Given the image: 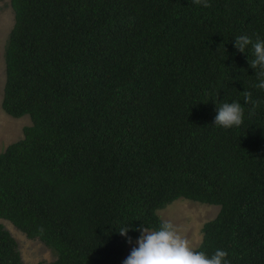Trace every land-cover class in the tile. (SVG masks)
Instances as JSON below:
<instances>
[{
  "label": "trees",
  "instance_id": "1",
  "mask_svg": "<svg viewBox=\"0 0 264 264\" xmlns=\"http://www.w3.org/2000/svg\"><path fill=\"white\" fill-rule=\"evenodd\" d=\"M209 3L10 0L1 107L31 122L0 152V218L55 251L39 264H120L119 229L179 199L219 206L196 250L264 264V89L233 46L264 39V0ZM231 100L243 123L214 125ZM0 264H24L1 223Z\"/></svg>",
  "mask_w": 264,
  "mask_h": 264
},
{
  "label": "clouds",
  "instance_id": "2",
  "mask_svg": "<svg viewBox=\"0 0 264 264\" xmlns=\"http://www.w3.org/2000/svg\"><path fill=\"white\" fill-rule=\"evenodd\" d=\"M196 2L203 7L210 6L209 0H196ZM233 46L241 53H246V49L251 47L254 59L249 65L257 75L258 82L255 87L264 89V39L258 37L253 41L248 35H240L233 39ZM249 103H256L252 101L250 92L244 97V104ZM215 105V116L212 121L214 125L227 129L239 127L243 123L244 106L239 100L224 101ZM128 231L127 226L121 227L118 231L126 238L128 244L133 245L122 264H230L226 250L217 248L211 255L196 250L190 240L168 220L162 221L155 230L141 226L139 235L134 241L128 235Z\"/></svg>",
  "mask_w": 264,
  "mask_h": 264
},
{
  "label": "rangeland",
  "instance_id": "3",
  "mask_svg": "<svg viewBox=\"0 0 264 264\" xmlns=\"http://www.w3.org/2000/svg\"><path fill=\"white\" fill-rule=\"evenodd\" d=\"M14 24V13L10 0H0V152L7 145L23 137L22 129L30 124L28 115L15 118L7 114L1 107L6 83L5 50L8 37ZM219 211V206L202 204L185 199L175 200L162 209L160 217L174 224L176 229L190 240L197 248L202 239L201 228L206 221L213 219ZM0 223L11 233L17 242L18 250L24 264L50 263L56 259L55 251L38 238H29L9 221L0 219ZM125 249L123 260L128 256L131 247Z\"/></svg>",
  "mask_w": 264,
  "mask_h": 264
}]
</instances>
